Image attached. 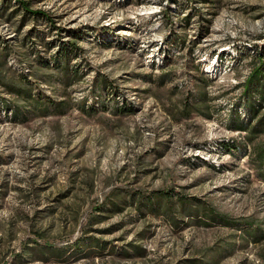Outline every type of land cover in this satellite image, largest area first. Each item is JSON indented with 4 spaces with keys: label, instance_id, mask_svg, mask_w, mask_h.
Returning <instances> with one entry per match:
<instances>
[{
    "label": "rangeland",
    "instance_id": "obj_1",
    "mask_svg": "<svg viewBox=\"0 0 264 264\" xmlns=\"http://www.w3.org/2000/svg\"><path fill=\"white\" fill-rule=\"evenodd\" d=\"M262 51L264 0H0V264H264Z\"/></svg>",
    "mask_w": 264,
    "mask_h": 264
},
{
    "label": "trees",
    "instance_id": "obj_2",
    "mask_svg": "<svg viewBox=\"0 0 264 264\" xmlns=\"http://www.w3.org/2000/svg\"><path fill=\"white\" fill-rule=\"evenodd\" d=\"M22 5L25 7L29 6L28 2L21 1ZM34 13H40L43 15H46L42 11H36ZM72 49H77V46L72 43L71 45ZM70 50V51H71ZM257 58L259 61V64L253 69L251 72V75L248 79V85L249 87H252V85L255 83V81H260L261 77L264 75V51L257 52ZM260 101L262 104L259 107H256V105L251 104L250 105V111L252 112V124L251 122L245 126L247 129L248 138L250 142H255L256 137H258L257 134L264 133V114L262 116H259L260 109L264 106V93L262 96H260ZM254 153H255V162L256 167L258 169V175H260L264 179V144H254Z\"/></svg>",
    "mask_w": 264,
    "mask_h": 264
}]
</instances>
